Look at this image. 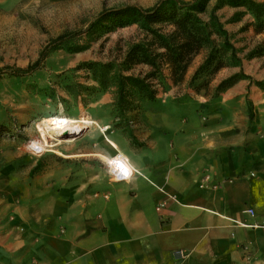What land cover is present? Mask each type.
<instances>
[{
	"label": "rangeland",
	"instance_id": "obj_1",
	"mask_svg": "<svg viewBox=\"0 0 264 264\" xmlns=\"http://www.w3.org/2000/svg\"><path fill=\"white\" fill-rule=\"evenodd\" d=\"M160 1L0 2V123L9 129L0 136V264H18L17 258L24 252V218L35 210L32 195L43 189L47 166L53 169L57 162L72 161L73 154L79 152L100 153L98 148L106 139L118 152L115 160L108 158L114 159L116 153L103 157L109 175L113 179V167L118 176H127L113 166L116 162L131 164L113 138L126 139L138 147L146 143L137 136L154 127L158 136L167 129L201 132L228 98L226 93L231 87L219 88L225 79L242 73L253 82L264 83V13L257 17L243 6L225 5L217 13L239 60H232L230 52L225 56L222 40L214 36L216 56L208 60L214 46L205 47L184 72L174 71L162 59H158L160 69L139 61V57L134 59L132 48L147 38L136 24L121 26L120 21L110 20L92 27L104 11L125 6L150 8ZM214 4L216 0L210 2ZM163 27L165 32L174 30L169 21ZM63 34L67 39L57 43V49L48 53L40 69L29 76L13 75L35 63L42 51ZM81 47L85 48L76 50ZM88 63L111 66L106 74L109 87L101 88ZM117 73L146 80L155 99L129 82L124 101L120 102ZM232 109L228 107L230 112ZM53 117L94 122L66 138L40 129L43 121ZM80 158L84 159L77 163L90 161L88 155L81 154Z\"/></svg>",
	"mask_w": 264,
	"mask_h": 264
},
{
	"label": "crops",
	"instance_id": "obj_2",
	"mask_svg": "<svg viewBox=\"0 0 264 264\" xmlns=\"http://www.w3.org/2000/svg\"><path fill=\"white\" fill-rule=\"evenodd\" d=\"M226 94L201 132L113 138L127 176L109 175L106 139L47 166L18 264H264V89L243 79Z\"/></svg>",
	"mask_w": 264,
	"mask_h": 264
},
{
	"label": "trees",
	"instance_id": "obj_3",
	"mask_svg": "<svg viewBox=\"0 0 264 264\" xmlns=\"http://www.w3.org/2000/svg\"><path fill=\"white\" fill-rule=\"evenodd\" d=\"M212 0H191L183 2L179 0H161L155 6L150 8H141L138 6H125L116 11H104L100 17L93 23L92 27H97L110 20L120 21L121 26L131 24L138 25L141 30L145 31L147 38L140 44L135 45L131 51L134 52V59L147 63L154 68H161V61L165 60L174 71L184 72L192 58L202 52L205 47L213 45V50L208 54V60H212L218 53L216 46V36L221 39L222 53L226 56L230 52V58L239 60L236 50L230 42L229 33L221 22L218 11L225 5L232 7H246L260 17L264 13V3H257L254 0H216V4L210 5ZM203 15H208V18H203ZM169 21V24L174 28L169 32L164 31L163 23ZM67 39V34H63L56 38L54 45L47 46L41 53L40 58L26 69H21L19 73H14V76H29L36 70L40 69L41 63L46 59L49 52L57 49V43ZM85 47L76 48L77 51L83 50ZM163 51V52H161ZM139 55V56H138ZM89 69L94 72L95 77L100 81L101 88L109 87L106 83V74L110 72L111 66L101 65L98 63L86 64ZM100 67V72L97 71ZM118 81L119 101L123 102L126 93V84L129 82L147 95L151 100L155 99L154 92L146 83V80L134 77L125 76L117 73L115 76ZM252 78L245 74H235L225 79L220 89H228L238 83L240 80ZM261 89L264 88V83L255 82ZM254 113L250 112V118L253 119ZM9 132L8 127L0 123V136ZM39 165L36 167V169Z\"/></svg>",
	"mask_w": 264,
	"mask_h": 264
},
{
	"label": "bare ground",
	"instance_id": "obj_4",
	"mask_svg": "<svg viewBox=\"0 0 264 264\" xmlns=\"http://www.w3.org/2000/svg\"><path fill=\"white\" fill-rule=\"evenodd\" d=\"M93 122L94 121H91L90 119L73 120L65 117H53L43 121L39 127L45 134L52 133L54 135L67 138L69 135L81 132L83 128L88 125H92Z\"/></svg>",
	"mask_w": 264,
	"mask_h": 264
},
{
	"label": "built area",
	"instance_id": "obj_5",
	"mask_svg": "<svg viewBox=\"0 0 264 264\" xmlns=\"http://www.w3.org/2000/svg\"><path fill=\"white\" fill-rule=\"evenodd\" d=\"M165 207V203H161L159 206H158V210H161L162 208ZM248 213L252 216H254V211L253 210H248ZM245 225V224H243Z\"/></svg>",
	"mask_w": 264,
	"mask_h": 264
},
{
	"label": "snow or ice",
	"instance_id": "obj_6",
	"mask_svg": "<svg viewBox=\"0 0 264 264\" xmlns=\"http://www.w3.org/2000/svg\"><path fill=\"white\" fill-rule=\"evenodd\" d=\"M125 175H127V172H125Z\"/></svg>",
	"mask_w": 264,
	"mask_h": 264
}]
</instances>
